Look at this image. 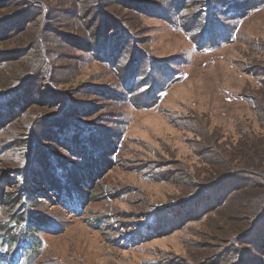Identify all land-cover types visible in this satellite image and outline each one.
Returning a JSON list of instances; mask_svg holds the SVG:
<instances>
[{"label": "rangeland", "instance_id": "rangeland-1", "mask_svg": "<svg viewBox=\"0 0 264 264\" xmlns=\"http://www.w3.org/2000/svg\"><path fill=\"white\" fill-rule=\"evenodd\" d=\"M212 1L222 0H0L1 247L28 211L62 223L35 231L30 264H264V2L229 22V42L203 49L194 25L204 27ZM109 21L123 40L101 30ZM88 42L93 52L77 48ZM112 49L116 59L104 57ZM143 59L164 84L146 109L112 95L127 93L128 66ZM70 121L120 148L88 185L73 175L90 197L79 215L33 176L18 177L23 165L42 175L35 161L56 155L91 173L51 132ZM25 191L40 204L9 207ZM166 209L175 212L162 213L154 233L142 229L133 242L148 238L142 245L118 246L121 233Z\"/></svg>", "mask_w": 264, "mask_h": 264}, {"label": "trees", "instance_id": "trees-1", "mask_svg": "<svg viewBox=\"0 0 264 264\" xmlns=\"http://www.w3.org/2000/svg\"><path fill=\"white\" fill-rule=\"evenodd\" d=\"M263 2V0H222L212 1V3H206L204 11L205 13H207V18L204 21V27L201 28L197 24L194 25L198 30L196 34L197 38L199 39L197 44L203 49H216L219 45L226 44L227 42H229V40L232 39L233 33V28L229 25V22L237 20L238 17H242L245 14V10H249ZM165 6L166 11L169 12V9L173 5L170 3H166ZM156 9V14L164 15V12H162L161 8ZM214 14H216L217 17H215ZM168 23L171 24V22ZM119 29V27H115L113 21L104 23L101 28V30L104 32V34L107 35V37L108 34L113 36L117 35L116 37L120 36L119 41H121L126 36L125 31H122L120 33ZM116 31H118L117 34H115ZM113 42L115 50L117 43L115 41ZM119 43L120 42H118V44ZM77 48L92 52L94 50V46L91 42L86 43V46H79ZM114 50L112 49L110 51L109 56L105 55L104 57H107L109 59L115 57L116 59L117 55L115 54ZM155 65V63L151 62L150 60L147 61L146 59H143L137 65H129L128 68L130 73L132 74V76H130L131 87L127 86L124 83V89L127 91V93L121 96L116 93L112 94L114 98L118 97V99L120 100H131L132 106L142 109H146L147 107L154 104L157 98L161 96V91L164 87V84L159 82L156 78L155 71L157 70V68H155ZM39 68L40 67H38V69ZM44 72L45 71L41 73L42 79H45ZM151 75H154V78L151 77ZM175 78V72L171 70L168 82H171L172 80L174 81ZM155 88L157 89L154 91ZM136 90L141 91L136 93L135 95L132 94V92ZM6 101L7 97H5L4 95L2 98H0V106L2 105L1 103H6ZM50 129L55 136H60L61 140L65 141V144L63 145L69 146L68 154L71 153L73 155V158L81 156L82 159L89 160L91 164V173L85 174L88 169L81 170L80 167L74 166L72 162L68 160V157L56 155L49 156V159L44 156H40L41 164L35 161V164H37V166L39 167L42 175H33V173H29V169H26V166L23 165L20 166V169L18 170V172L20 173L18 174V177H20V179H22L24 182H28L29 179L33 176L35 181H41V183L44 184L46 188H48L56 195V199L61 204V206L79 215L84 211V207L90 197H88V195L85 194L81 189H77L75 187L74 181L77 182L78 179L74 178L73 175H77L80 180H84L85 185H88V182L92 181L90 179L96 177V175L98 174V169H100L105 163H107V161L110 164L115 163L116 150H120V148L117 147L116 141H110L108 138L102 136L101 133H99L94 128V126L81 124L79 125L70 121L67 123L61 122L60 124H52L50 125ZM64 132L69 134L68 137L65 136L67 138L63 139ZM78 164L79 166H81L80 160H78ZM144 175L148 177L150 174L146 173ZM25 176L28 177L26 181ZM16 179L17 178H14V181L11 184H14L15 182L17 183ZM24 182L21 183V185L25 184ZM28 194L29 193L25 191L24 194H21L19 196L16 195V199H13V202H11V205L9 207H13L16 203H19L23 200V207H25V210H28L26 204H24V201H30L31 199L34 205L40 204L35 197L29 199ZM5 197L8 202L13 197V194L7 193ZM220 203L222 204V201H220L219 204L215 203L214 206H218L220 205ZM0 204L2 203L0 202ZM173 212H175L173 209H166L165 211H162L161 214L157 213L156 211L147 214L144 220H141L137 225L121 233L116 238V243H118V246L124 248L128 247L127 244L133 245L135 247H138V245H142L144 243L143 241H146L148 238H143L136 245L133 242L136 241L138 237H145V235L154 233V227H157L159 220L164 218L163 216H161L162 213L168 214ZM22 221L26 222L21 225L19 230L14 235H12L11 232L9 233V231L5 232L2 235L5 248L0 246V264H14L18 254H21L23 258L20 264H30V254L32 257L38 254V248L40 247L42 241L41 237L37 235L35 231L39 230L40 228L42 230H45L47 233H57L62 229V223L60 221H52L49 218H44L39 215L29 217L28 211L24 216L16 218L12 222L22 223ZM7 223L8 222H6V224ZM142 229L145 230L146 234L141 236ZM238 251L240 252V250ZM238 255L240 257V254ZM250 264L255 263L251 262Z\"/></svg>", "mask_w": 264, "mask_h": 264}]
</instances>
